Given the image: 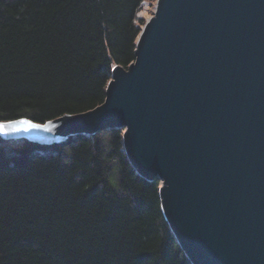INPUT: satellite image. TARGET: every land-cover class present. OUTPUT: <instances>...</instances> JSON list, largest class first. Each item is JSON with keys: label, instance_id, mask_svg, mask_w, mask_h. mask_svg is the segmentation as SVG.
Here are the masks:
<instances>
[{"label": "water", "instance_id": "obj_1", "mask_svg": "<svg viewBox=\"0 0 264 264\" xmlns=\"http://www.w3.org/2000/svg\"><path fill=\"white\" fill-rule=\"evenodd\" d=\"M134 57L98 106L0 122V138L119 128L191 264H264V0H156Z\"/></svg>", "mask_w": 264, "mask_h": 264}, {"label": "trees", "instance_id": "obj_2", "mask_svg": "<svg viewBox=\"0 0 264 264\" xmlns=\"http://www.w3.org/2000/svg\"><path fill=\"white\" fill-rule=\"evenodd\" d=\"M146 0H0V122L105 99L134 61ZM119 128L41 145L0 138V264H191Z\"/></svg>", "mask_w": 264, "mask_h": 264}, {"label": "rangeland", "instance_id": "obj_3", "mask_svg": "<svg viewBox=\"0 0 264 264\" xmlns=\"http://www.w3.org/2000/svg\"><path fill=\"white\" fill-rule=\"evenodd\" d=\"M155 4L156 0H146L139 12V16L144 20L148 19L154 11Z\"/></svg>", "mask_w": 264, "mask_h": 264}]
</instances>
